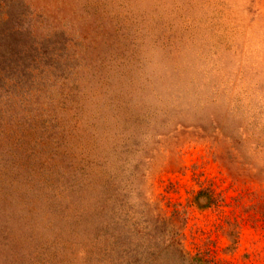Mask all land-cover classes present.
<instances>
[{
    "label": "rangeland",
    "instance_id": "374dc122",
    "mask_svg": "<svg viewBox=\"0 0 264 264\" xmlns=\"http://www.w3.org/2000/svg\"><path fill=\"white\" fill-rule=\"evenodd\" d=\"M6 1L22 29L17 39L0 34V66L13 77V86L0 87V264H38L43 252L49 264H81L75 252L85 238L78 234L64 252L78 228L48 194L40 166L55 153L64 155L59 166L67 172L59 183H93L92 199L105 183L119 185L121 232L141 193L156 211L186 210L187 250L209 245L224 264H249L243 255L255 249L264 255V229L246 225L238 249L229 251L221 212L193 200L210 181L231 203L242 201L235 196L244 188L264 185L253 169L236 183L241 167L227 151L243 139L249 154L264 127V72L247 71L264 54V0ZM27 45L39 47L25 60L39 64L30 78L8 58ZM75 119L85 134L74 133ZM68 147L90 156L83 175L67 166ZM256 155L264 164V150ZM243 202L251 206L253 195Z\"/></svg>",
    "mask_w": 264,
    "mask_h": 264
},
{
    "label": "trees",
    "instance_id": "16d2710c",
    "mask_svg": "<svg viewBox=\"0 0 264 264\" xmlns=\"http://www.w3.org/2000/svg\"><path fill=\"white\" fill-rule=\"evenodd\" d=\"M7 3L6 0H0V23L3 25L0 26V34L17 39V29H22L21 24L16 25L10 20L11 15H9V10L5 12ZM28 46H26L27 50H24L23 55H14L12 57V50L10 51V55H8L10 61L15 59V68L21 62V69L25 73H28L27 76L25 75V78H30L29 75L31 74L34 77V69L35 71L38 70L37 73L40 70L38 69L39 64H36L35 60L25 63L26 58L31 57L32 53L35 54L39 51V47L35 46V52H33V49ZM3 69L4 67L0 66V87L13 86L10 83L13 80L11 73H4ZM260 69L264 72V54L247 66V71L255 72L254 74H258ZM247 71L245 70V73ZM245 73L242 72L241 75H245ZM237 75L239 76V74ZM31 80L34 79L32 78ZM106 80V75L99 74V82L104 83ZM235 85H237L236 79L232 82V86ZM259 86L264 93V81ZM129 94L130 91L127 92V95ZM125 101L127 105L128 101ZM259 109L260 115H262L264 113V99L261 101ZM259 123L260 120H257L253 123L254 127L251 125L254 132H257L255 131V126ZM72 128L74 133L83 132L85 134V126L82 123L81 125L78 124L76 119ZM215 128L220 132L222 130L225 131L219 123L215 125ZM259 130H264V127L258 128V134L253 139L256 142L255 149L250 151L249 154H246V150L241 146V143L244 142L243 139L237 140L238 144L227 147V151L233 154L236 164L241 167L234 173L236 183H239L247 175L244 170L249 169H253L257 180L264 183V164L254 160V158H258L256 154L264 150V136ZM231 135V133L226 134V138ZM234 140H236V137H234ZM77 143L80 144L79 140ZM74 146L78 147L77 152L80 151L77 144ZM67 150L70 154L69 158L65 160L70 161V164L67 166H70V169L77 172L75 176L78 172L83 175V166L86 168L88 163L92 161L90 160V156L86 154V151L85 155H75L70 152V147ZM63 158L64 155L58 156L55 153L48 161H43L40 166L43 167V173H46L45 176L51 184L49 185L51 187L46 186L48 194L58 203L56 205L60 209L65 206L66 211L63 217L69 218L78 228L77 230L73 229L71 232L70 237L73 240H68L64 243V252L67 243L72 246L74 245L78 234L83 235V238H85L84 245L79 246V250L75 252L81 264H224L217 250L209 245L200 247L195 252L189 251L184 247L183 226L187 218L186 210L175 204L170 213L160 210L156 211L154 208H151V203L148 200L142 198L140 192L139 201L136 203L138 209H133V213L130 216V224H128L124 232H121L114 210L120 200L119 185L117 183H105L101 187L100 192L92 199L93 183H76L73 179L65 183L58 182L63 176L62 174L67 173L64 168L59 166V161ZM138 164L136 163L135 165L138 166ZM44 166L46 167L44 168ZM91 167L93 168L92 165ZM81 174L79 175L81 176ZM243 181L246 182L245 179ZM200 185L201 187L194 196V203L200 208H213L221 212L222 219L219 226L230 239L227 250L235 252L238 249L246 225H250L256 229H264V185L254 190L248 187L244 188L239 192L238 196H235V198L242 201H233L232 203L228 201L227 193L219 190L213 181H210L206 185L203 183ZM134 188L136 189V187ZM245 194L253 195L254 203L251 206L243 202ZM60 203L63 205H59ZM229 205L231 207L226 209L225 207ZM56 240L52 243L54 246L53 251L60 246V240L55 243ZM5 242L9 243V240H5ZM54 253L58 254L57 252ZM243 258L247 263L255 264V260L264 258V255L262 250L258 251L255 249L246 252ZM51 259L52 256L46 257L43 252V255L39 256L38 264H49L51 262L49 260Z\"/></svg>",
    "mask_w": 264,
    "mask_h": 264
}]
</instances>
